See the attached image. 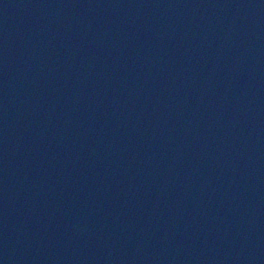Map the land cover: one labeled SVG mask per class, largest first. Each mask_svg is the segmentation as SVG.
I'll use <instances>...</instances> for the list:
<instances>
[{
  "label": "water",
  "instance_id": "1",
  "mask_svg": "<svg viewBox=\"0 0 264 264\" xmlns=\"http://www.w3.org/2000/svg\"><path fill=\"white\" fill-rule=\"evenodd\" d=\"M0 264H264V0H0Z\"/></svg>",
  "mask_w": 264,
  "mask_h": 264
}]
</instances>
